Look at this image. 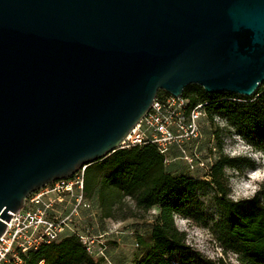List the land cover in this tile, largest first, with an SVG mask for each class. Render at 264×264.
<instances>
[{
    "label": "water",
    "instance_id": "water-1",
    "mask_svg": "<svg viewBox=\"0 0 264 264\" xmlns=\"http://www.w3.org/2000/svg\"><path fill=\"white\" fill-rule=\"evenodd\" d=\"M263 83L264 0H0V237L29 195L119 150L159 91Z\"/></svg>",
    "mask_w": 264,
    "mask_h": 264
},
{
    "label": "trees",
    "instance_id": "trees-1",
    "mask_svg": "<svg viewBox=\"0 0 264 264\" xmlns=\"http://www.w3.org/2000/svg\"><path fill=\"white\" fill-rule=\"evenodd\" d=\"M167 96L159 91L157 99ZM183 99L189 109L202 104L210 122L220 117L225 128L245 144L264 152V83L249 98L210 95L190 85L183 90ZM218 147V158L207 170H198L197 178L170 170L166 155L151 144L117 150L85 168L83 193L87 200H95L100 220L145 219L156 208L149 237H136L142 257L134 264H169L170 256L182 264H230L225 259L229 253L235 255L237 264H264V185L251 199H231L226 169L246 167L248 162L224 155L222 142ZM204 198L214 206L217 220L205 214ZM176 218L207 229L222 247L221 257L206 258L191 248ZM80 236L64 234L57 241L41 244L20 254L16 264H101L86 251Z\"/></svg>",
    "mask_w": 264,
    "mask_h": 264
},
{
    "label": "built area",
    "instance_id": "built-area-1",
    "mask_svg": "<svg viewBox=\"0 0 264 264\" xmlns=\"http://www.w3.org/2000/svg\"><path fill=\"white\" fill-rule=\"evenodd\" d=\"M187 104V100H176L170 95L156 99L149 113L130 131L119 150L151 144L167 155L170 148L175 147L190 172L207 170L214 158L212 160L208 155L206 159L196 152L187 154L183 148L184 144L199 139V122L206 117L202 104L191 109ZM85 168L68 179L54 182L29 195L23 207L11 215L0 237V264L19 263L20 254L57 241L67 230L71 231L68 226L70 220L79 210L91 208L83 193ZM68 200L71 201L70 212L61 218L58 211ZM80 239L86 251L92 253L93 238L81 235Z\"/></svg>",
    "mask_w": 264,
    "mask_h": 264
},
{
    "label": "rangeland",
    "instance_id": "rangeland-1",
    "mask_svg": "<svg viewBox=\"0 0 264 264\" xmlns=\"http://www.w3.org/2000/svg\"><path fill=\"white\" fill-rule=\"evenodd\" d=\"M200 137L198 140L184 144L183 148L187 154L193 152L198 153L201 157H209L216 160L219 156V142L223 144V154L231 158L241 157L247 160L248 166L239 167L237 169H226V177L230 188L229 197L233 199V194L237 187L249 180L251 174L256 169L264 168V152L254 151L250 146L245 144L237 135L230 129L225 128L223 119L215 117L213 122H210L207 117L199 122ZM237 155H232L238 149ZM214 149V151H213ZM216 150V154H215ZM176 152L178 158L173 157ZM173 153L169 150L166 155L167 166L176 163L182 169L178 170L180 174L197 178L201 175L199 171H187L185 164L180 161V152L174 147ZM176 156V157H177ZM171 160H174L171 163ZM186 170V171H185ZM264 185V181L259 182V186ZM90 209H81L74 216L68 226L71 228L64 234L76 232L79 235H87L93 238L94 245L92 255L101 264H134L135 260L142 257L136 245V237L142 236L148 238L151 230V224L157 215V210L154 208L145 219H128L123 222H112L111 220H100L99 212L95 200H89ZM205 203V214L218 219V214L215 212L214 206L208 198L203 199ZM71 201H66L58 211V216L64 218L70 212ZM175 224L177 228L186 234V243L206 258L215 259L221 257L222 247L207 229L195 227L188 223L183 218H176ZM63 234V235H64ZM225 257V256H224ZM230 264H237L235 255L229 253L225 257ZM169 264H182L175 259L174 256L168 257Z\"/></svg>",
    "mask_w": 264,
    "mask_h": 264
},
{
    "label": "clouds",
    "instance_id": "clouds-1",
    "mask_svg": "<svg viewBox=\"0 0 264 264\" xmlns=\"http://www.w3.org/2000/svg\"><path fill=\"white\" fill-rule=\"evenodd\" d=\"M245 149L241 148L234 151L232 155H237L240 151ZM264 181V168L256 169L250 176L249 180L239 185L233 194V200L239 201L240 199H251L257 191H259V182Z\"/></svg>",
    "mask_w": 264,
    "mask_h": 264
},
{
    "label": "crops",
    "instance_id": "crops-1",
    "mask_svg": "<svg viewBox=\"0 0 264 264\" xmlns=\"http://www.w3.org/2000/svg\"><path fill=\"white\" fill-rule=\"evenodd\" d=\"M170 150L173 153L174 147H171ZM173 154H174L173 157L175 158L177 156L176 152H174ZM173 161L174 160H171V163H173ZM169 168H170V170H173V171H177L179 169H182L184 171V169L183 168H180V166L177 165L176 163L169 165Z\"/></svg>",
    "mask_w": 264,
    "mask_h": 264
}]
</instances>
